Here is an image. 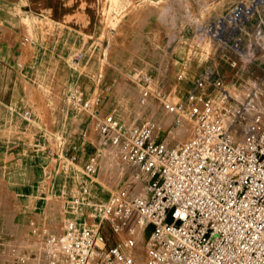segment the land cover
Wrapping results in <instances>:
<instances>
[{
  "label": "crops",
  "instance_id": "crops-1",
  "mask_svg": "<svg viewBox=\"0 0 264 264\" xmlns=\"http://www.w3.org/2000/svg\"><path fill=\"white\" fill-rule=\"evenodd\" d=\"M107 1L0 0V243L59 235L52 227L61 225L63 231L61 206L72 190L85 184L93 199L105 201L108 189H118L132 172L120 160L127 171L116 185L100 179L98 135L89 112L68 105L70 93H80L93 103L92 111L112 115L124 127L149 122L137 123V112L154 116L162 97L185 101L208 73L198 74L185 61L199 28L196 21H203L207 28L201 31L211 35L244 0H165L163 11L141 14L139 1L120 0L113 26L105 28L100 5ZM207 11L210 16L203 20ZM258 25L264 44V8L233 35L234 41L252 47ZM142 50L161 55L143 56ZM144 78L147 84L138 82ZM164 116L162 127L172 120ZM93 156H98V170L89 177L83 168Z\"/></svg>",
  "mask_w": 264,
  "mask_h": 264
},
{
  "label": "built area",
  "instance_id": "built-area-1",
  "mask_svg": "<svg viewBox=\"0 0 264 264\" xmlns=\"http://www.w3.org/2000/svg\"><path fill=\"white\" fill-rule=\"evenodd\" d=\"M262 8L264 0L237 3L212 35H234ZM262 34L258 25L253 37ZM208 80L201 77L183 102L160 99L172 119L168 130L191 124L189 138L172 146L155 121L127 128L92 111L80 93L68 95V105L89 112L98 149L116 151L132 172L105 201L85 184L72 190L61 206L63 231L45 240L39 264H264V110L252 115L247 105H223L228 93L220 81L212 83L219 97L204 98ZM98 162L88 158L84 174L93 176Z\"/></svg>",
  "mask_w": 264,
  "mask_h": 264
},
{
  "label": "rangeland",
  "instance_id": "rangeland-1",
  "mask_svg": "<svg viewBox=\"0 0 264 264\" xmlns=\"http://www.w3.org/2000/svg\"><path fill=\"white\" fill-rule=\"evenodd\" d=\"M119 1L120 0H108L100 5V19L105 28L113 26V21L116 18L113 14V10L119 8ZM137 1L140 2V4L137 3V14L147 13L148 9L161 12L167 6L165 0ZM129 6L132 7L133 2L129 3ZM209 16V11L202 13L203 20H206ZM196 22L199 28L195 33L192 48L185 61H188L186 65H189V68L195 69L198 74L207 71L208 73L204 75V78H209L211 75V78L204 83L202 92L203 97L206 99L219 97V93L213 87L212 83L220 81L223 89L228 93V98H220L223 105L240 106L249 104L248 111H250V114L254 115L258 112H262L264 110V90H261V86L264 83V62L258 63L256 60L262 59V61H264V44L261 43L263 37L260 36L256 38L252 36L251 42H253V46L255 45V47L247 48L250 42L247 41L240 45L238 42L234 41V36L232 34L231 36L230 33L222 34L221 37H214L212 34H204L201 30L207 27L203 26V21ZM167 31L171 38V30L167 29ZM219 38L224 44H221L222 42ZM258 44L262 46V50L258 49ZM243 45L245 49H243ZM236 46H238L239 49H237ZM141 52H143V56H145V54L151 55V57H158L161 55L159 50H142ZM140 54L141 53L137 52V58L141 56ZM233 62L235 63L234 66L231 65ZM145 70L141 73L145 74ZM177 70L178 68H175V71ZM156 106L158 105L156 104ZM164 120L165 116L161 110L156 112L154 116H152V113L142 115V112H137V123L155 121L162 124ZM165 125L166 127H163V129L170 134V145H173L175 142L185 141L190 136L188 132L190 127L185 121L180 124L177 130H173L174 127L168 130V126L170 125L169 120L166 121ZM96 149L97 152L102 154L101 166L103 167V174L100 179L109 181L111 185H116L127 171V167L120 161L117 155L110 153L108 156V149L102 150L98 149V147ZM71 163L72 162H69V164ZM126 180L127 177H124L122 183L126 182ZM118 189H108V193L111 194ZM52 202H54V200H52ZM52 213L54 215L55 212L52 211ZM56 218L58 220V217ZM80 218L78 217L76 221L84 223V217ZM52 228L55 230L56 234L57 231L59 235L61 234V225ZM44 240L45 239L42 238L30 239L28 237V240H19V243H17V241L0 243V264H39L41 254L47 250V246L45 245L46 241ZM144 241L145 239L143 237L138 243V245H140V243L143 244L140 246L141 251L138 253L141 262H143L145 254Z\"/></svg>",
  "mask_w": 264,
  "mask_h": 264
},
{
  "label": "bare ground",
  "instance_id": "bare-ground-1",
  "mask_svg": "<svg viewBox=\"0 0 264 264\" xmlns=\"http://www.w3.org/2000/svg\"><path fill=\"white\" fill-rule=\"evenodd\" d=\"M261 90H264V83H263V85L261 86ZM179 127H180V125H179L178 127H174L173 130H177V129H179ZM182 132H183V131H182ZM169 137H170V134H169ZM169 146H172V145L169 144ZM107 152H109V153H113V154L117 155L116 152H115L114 150H110V149H108ZM109 187H110V186H109ZM147 235H148V233H147ZM144 242H145V241H144ZM141 245H143V244L140 243V245H137L138 252H137V248H136V250H135V257H136L137 262H138V261L141 262V260H140L139 257H138V253L141 251V249H140V246H141ZM143 253H144V252H143ZM139 262H138V263H139ZM141 263H142V262H141Z\"/></svg>",
  "mask_w": 264,
  "mask_h": 264
}]
</instances>
